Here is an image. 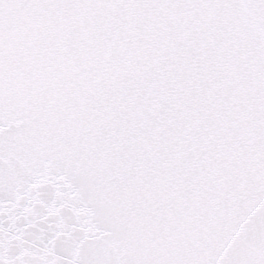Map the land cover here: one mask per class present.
I'll use <instances>...</instances> for the list:
<instances>
[{"label":"snow or ice","instance_id":"obj_1","mask_svg":"<svg viewBox=\"0 0 264 264\" xmlns=\"http://www.w3.org/2000/svg\"><path fill=\"white\" fill-rule=\"evenodd\" d=\"M0 264H264V0H0Z\"/></svg>","mask_w":264,"mask_h":264}]
</instances>
